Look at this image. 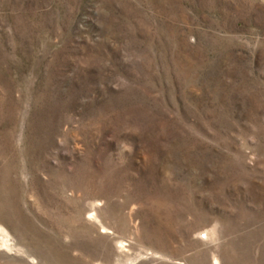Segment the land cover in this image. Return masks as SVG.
Instances as JSON below:
<instances>
[{
	"label": "rangeland",
	"instance_id": "374dc122",
	"mask_svg": "<svg viewBox=\"0 0 264 264\" xmlns=\"http://www.w3.org/2000/svg\"><path fill=\"white\" fill-rule=\"evenodd\" d=\"M0 264H264V0H0Z\"/></svg>",
	"mask_w": 264,
	"mask_h": 264
}]
</instances>
